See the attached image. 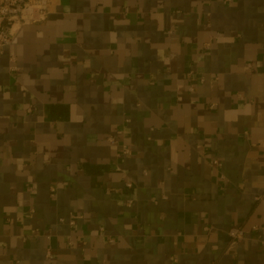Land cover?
<instances>
[{
    "label": "crops",
    "instance_id": "1",
    "mask_svg": "<svg viewBox=\"0 0 264 264\" xmlns=\"http://www.w3.org/2000/svg\"><path fill=\"white\" fill-rule=\"evenodd\" d=\"M47 1L0 52V264H264V0Z\"/></svg>",
    "mask_w": 264,
    "mask_h": 264
},
{
    "label": "built area",
    "instance_id": "2",
    "mask_svg": "<svg viewBox=\"0 0 264 264\" xmlns=\"http://www.w3.org/2000/svg\"><path fill=\"white\" fill-rule=\"evenodd\" d=\"M48 1L47 0H0V52L5 47L9 46L12 42V28L14 26L24 25L26 23H34L43 21L48 13ZM211 41L208 40L203 44L204 49L210 48ZM10 65L9 70L15 72L19 69L16 65L15 58L11 56L9 58ZM200 81H203L201 78ZM192 90V88H189ZM213 104H211V107ZM121 130L117 134H120ZM109 142H113L114 136L107 137ZM121 154L130 155V147L123 142L121 145ZM214 164L220 165L217 160H214ZM127 187L131 186L130 182H126ZM54 192V187L51 188ZM79 218L74 215L68 218L70 224H74L75 220ZM63 219H61L62 221ZM252 232L255 234L256 239L259 241L262 247H264V215H262L260 222L251 226ZM227 235L233 240H240L245 238V232L239 225L230 227L227 230ZM49 255V253H48Z\"/></svg>",
    "mask_w": 264,
    "mask_h": 264
}]
</instances>
